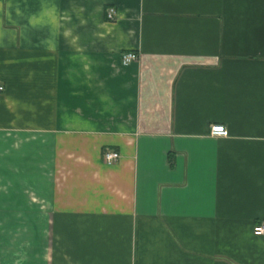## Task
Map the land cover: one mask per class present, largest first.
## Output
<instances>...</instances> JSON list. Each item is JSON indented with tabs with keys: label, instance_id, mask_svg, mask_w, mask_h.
I'll return each instance as SVG.
<instances>
[{
	"label": "crops",
	"instance_id": "crops-1",
	"mask_svg": "<svg viewBox=\"0 0 264 264\" xmlns=\"http://www.w3.org/2000/svg\"><path fill=\"white\" fill-rule=\"evenodd\" d=\"M0 83V264H264V0H0Z\"/></svg>",
	"mask_w": 264,
	"mask_h": 264
},
{
	"label": "built area",
	"instance_id": "built-area-1",
	"mask_svg": "<svg viewBox=\"0 0 264 264\" xmlns=\"http://www.w3.org/2000/svg\"><path fill=\"white\" fill-rule=\"evenodd\" d=\"M116 16V11L114 8L110 7L107 10V17L110 20H113ZM138 59V54L135 51H124L121 53L120 61L122 65H127L133 61H136ZM4 92V85L0 83V95ZM227 131L224 125L222 124H212L210 126V135L212 136H222L226 135ZM103 160L104 162L111 164L118 160L119 153L115 150H106L103 152ZM253 231L257 235H263L264 236V220H261L254 224Z\"/></svg>",
	"mask_w": 264,
	"mask_h": 264
}]
</instances>
